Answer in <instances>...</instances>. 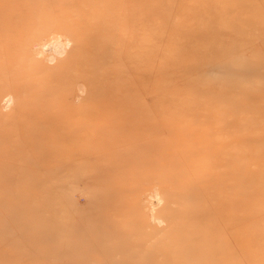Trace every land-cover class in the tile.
Instances as JSON below:
<instances>
[{
	"label": "rangeland",
	"instance_id": "1",
	"mask_svg": "<svg viewBox=\"0 0 264 264\" xmlns=\"http://www.w3.org/2000/svg\"><path fill=\"white\" fill-rule=\"evenodd\" d=\"M0 264H264V0H0Z\"/></svg>",
	"mask_w": 264,
	"mask_h": 264
},
{
	"label": "bare ground",
	"instance_id": "2",
	"mask_svg": "<svg viewBox=\"0 0 264 264\" xmlns=\"http://www.w3.org/2000/svg\"><path fill=\"white\" fill-rule=\"evenodd\" d=\"M2 141V140H1ZM3 144H6L4 141L2 142ZM73 155V154H72ZM202 189H203V187H201ZM206 189V188H205ZM192 192V190L189 192V193H191Z\"/></svg>",
	"mask_w": 264,
	"mask_h": 264
}]
</instances>
